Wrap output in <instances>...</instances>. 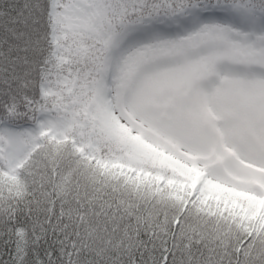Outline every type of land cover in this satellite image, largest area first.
<instances>
[{"label": "snow or ice", "instance_id": "obj_1", "mask_svg": "<svg viewBox=\"0 0 264 264\" xmlns=\"http://www.w3.org/2000/svg\"><path fill=\"white\" fill-rule=\"evenodd\" d=\"M0 264H264V0H0Z\"/></svg>", "mask_w": 264, "mask_h": 264}]
</instances>
